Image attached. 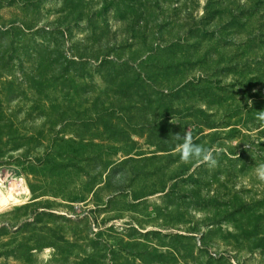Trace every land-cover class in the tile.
Here are the masks:
<instances>
[{
  "label": "rangeland",
  "instance_id": "1",
  "mask_svg": "<svg viewBox=\"0 0 264 264\" xmlns=\"http://www.w3.org/2000/svg\"><path fill=\"white\" fill-rule=\"evenodd\" d=\"M258 111L264 0H0V264H264Z\"/></svg>",
  "mask_w": 264,
  "mask_h": 264
},
{
  "label": "clouds",
  "instance_id": "2",
  "mask_svg": "<svg viewBox=\"0 0 264 264\" xmlns=\"http://www.w3.org/2000/svg\"><path fill=\"white\" fill-rule=\"evenodd\" d=\"M257 119L264 122V111H258ZM171 139L177 142L175 144V150L179 154L182 163L190 164L199 162L207 165L210 169H214L217 166L219 151L215 148L196 143L191 131L186 130L183 135L180 133L173 134ZM255 175L259 181L264 182V163L256 166Z\"/></svg>",
  "mask_w": 264,
  "mask_h": 264
}]
</instances>
